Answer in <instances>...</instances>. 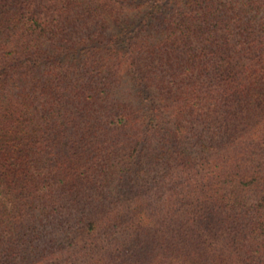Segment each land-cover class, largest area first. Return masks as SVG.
I'll return each mask as SVG.
<instances>
[{
	"label": "trees",
	"instance_id": "16d2710c",
	"mask_svg": "<svg viewBox=\"0 0 264 264\" xmlns=\"http://www.w3.org/2000/svg\"><path fill=\"white\" fill-rule=\"evenodd\" d=\"M0 264H264V0H0Z\"/></svg>",
	"mask_w": 264,
	"mask_h": 264
},
{
	"label": "rangeland",
	"instance_id": "374dc122",
	"mask_svg": "<svg viewBox=\"0 0 264 264\" xmlns=\"http://www.w3.org/2000/svg\"><path fill=\"white\" fill-rule=\"evenodd\" d=\"M159 256V255H158ZM156 259H159V257H156Z\"/></svg>",
	"mask_w": 264,
	"mask_h": 264
}]
</instances>
